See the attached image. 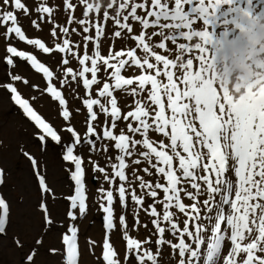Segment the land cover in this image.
I'll list each match as a JSON object with an SVG mask.
<instances>
[{
    "label": "snow or ice",
    "instance_id": "1",
    "mask_svg": "<svg viewBox=\"0 0 264 264\" xmlns=\"http://www.w3.org/2000/svg\"><path fill=\"white\" fill-rule=\"evenodd\" d=\"M80 3L84 5V18H77L75 22L81 26L82 34L94 30L93 35L82 36V55L73 50V42L68 38L56 44L54 49L40 39L28 38L18 17V13L30 15V9L23 0H0V28L3 29L0 38L9 41L18 39L43 53L55 51L78 60L79 71H73L72 67H66L64 71L66 77L82 81L87 90L88 98L83 100V105L89 121L88 136L101 138L91 123L97 120L95 106L110 117L105 121L103 138L113 143L104 150L114 147L119 152L115 155L116 162L111 164V175L105 168L90 162L95 171L104 174L110 185L121 182L115 187L121 206L126 207L130 197L139 206L138 211L143 210L152 218V236L157 238L151 242L152 250L145 248L144 245L150 241L130 237L125 216H119V225L125 230L122 238L126 242V251L123 258H118L108 238L116 229V197L111 188H101L102 202L99 207L105 214L106 229V238L102 243L103 264H164L162 257L169 251L176 256L174 264H200L202 255L203 264H264V88L253 91L251 99L236 104L226 90H221L215 76L218 58L227 55L222 37L230 34L225 31L218 39V22L223 20L224 25L233 24L242 28L243 25L237 24L241 13L258 19L264 17V9L257 12L253 0H103L102 3L80 0ZM243 3L247 7L234 6ZM4 6L8 10H4ZM223 6H228L227 11H222ZM63 7L70 14L67 22L72 23L71 13L76 5L72 0H63ZM35 12L40 14V19L51 21L54 9L47 6L45 0L35 8ZM90 16L100 22H93ZM198 21L202 22L200 30L194 27ZM104 22L115 25L114 37L127 38L132 43L120 50L110 49L107 56L102 55ZM132 22L140 26L139 32H136ZM32 24L39 27L35 20ZM58 31L65 37L70 35L67 27L59 26L51 29V35L57 37ZM154 37L158 39L154 40ZM168 42L175 46L174 50ZM158 50H163L165 54ZM194 50H198L199 54L191 55ZM173 51L174 55L170 58L167 53ZM16 58L27 61L36 72L43 74L49 82L47 93L58 101L64 120H69L71 114L65 98L51 83L53 72L36 56L11 44L0 60H6L8 66L15 67ZM194 60L198 61L195 71ZM61 62L69 65L70 60L63 58ZM102 71L108 79L95 91L96 95L104 98V103L92 97L93 86L101 85L98 74ZM125 72L136 74L126 76ZM11 79L21 81L23 78L12 75ZM23 82L28 83L27 80ZM0 87L11 94L10 99L41 130V142L46 137L56 143L61 142V137L34 111L29 101L22 98L17 87L12 83ZM116 91L133 98L134 106L126 113L118 106L114 95ZM117 121H127L118 133L114 131L118 127ZM66 131L74 140L66 146L63 160L74 166V170L69 171L75 185L74 194L67 197V217L75 221L78 215L83 216L88 210L85 160L75 154L81 136L71 126ZM151 133L159 134L166 140L154 141L150 138ZM84 142L95 150L92 139ZM134 154L143 157L146 162L144 173L159 177L149 181L136 175L133 169L132 175L139 181L142 195H138L135 189L129 191L125 183L128 182L126 169L130 164L139 166L142 163L139 158L129 161L128 158ZM28 158L35 168L36 161L31 156ZM2 183L3 171L0 170ZM39 187L44 193L49 191L42 176L39 177ZM161 194L162 199H157ZM145 197L152 199L146 207ZM41 208L42 218L51 224L46 206L41 205ZM9 213V204L0 196V234L5 233ZM180 214L182 218L178 219ZM139 223L137 212L136 224ZM77 233V228L70 226L62 237L65 264H78ZM167 233H171L178 242L167 238ZM160 248L164 251L161 252ZM224 249L226 251L222 255ZM34 255L32 253L27 257L29 264H32Z\"/></svg>",
    "mask_w": 264,
    "mask_h": 264
},
{
    "label": "rangeland",
    "instance_id": "2",
    "mask_svg": "<svg viewBox=\"0 0 264 264\" xmlns=\"http://www.w3.org/2000/svg\"><path fill=\"white\" fill-rule=\"evenodd\" d=\"M27 7L30 9V15L25 16L18 13L19 24L22 27V31L30 39H40L41 42L49 48L54 49L56 44L62 43L65 37L62 32L58 31L57 37L51 35V29L53 27H67L70 35H74L73 50L83 54V35H93L94 30H90L89 33H81V26L75 21L77 18L83 19L82 7L79 5L78 0H72L73 4L76 5L75 11L71 13L73 22L68 23L69 12L63 7V0H46L47 6L54 9L53 18L49 21L47 18L40 19V14L35 12V8L45 0H23ZM92 2V1H91ZM140 2V0H137ZM83 8V10H82ZM4 10H8L7 6H4ZM108 10V9H105ZM141 10H138L140 12ZM64 13L65 15L61 14ZM111 14V12H110ZM90 20L93 22H100L95 17L90 16ZM35 20L39 27H35L32 21ZM63 23V25H62ZM136 32L141 30L140 26L136 22H132ZM108 24V26L106 25ZM105 37L101 40V54L107 56L109 50H120L128 46L132 42H128L127 38L119 39L114 37L113 29L115 25L111 22H104ZM72 29H76L75 32ZM3 29L0 28V36H2ZM11 46L17 47L18 50L25 51L31 55L36 56L40 63H43L50 71L53 72V80L51 83L62 93L66 101V107L70 112V119L64 120L61 115L63 109L59 105L58 101H55L47 93L48 81L39 75L40 82L37 79H33L29 75L35 74L36 71L31 67L27 61L16 58L14 60L15 67L8 66L6 60H0V85L12 83L19 94L29 101L30 105L35 111L42 115V118L52 125L58 131L61 142L56 143L55 141L45 140L41 142L39 140V134L34 129L33 125L22 117V113L17 110L13 101L10 99L11 94L6 89L0 87V170L3 171V183L0 184V196H2L9 204L10 213L6 230L4 234H0V264H29L27 257L35 253L32 264H65V260L62 257L63 244L62 237L66 233L67 228L75 226L78 230L77 242L79 249V264H96L93 260L97 257V264H103L102 252L99 249V254L93 256L94 251L91 252L88 248V243L93 246L98 242L97 231H105L103 227L102 219H104V213L100 209L99 205L102 202L100 200L101 193L99 189L114 190V196L116 202L114 203V211L122 212L125 216L126 223L128 225V235L132 238H137V231L141 230L142 240H149L150 243L144 245L145 248L152 250V241L157 237L152 236V232L147 234L146 231L150 229L151 217L147 215L143 210H139V206L135 205L131 201L130 197L127 200V206L122 207L118 200V193L115 192V187L119 181L110 185L105 179L104 174L97 172L93 168L95 162L100 167L105 168L106 172L111 175L112 169L111 164L115 161V155L119 154L118 150L114 147L111 153H107L110 159H106L104 153H99L100 149L98 145H104L105 147L112 144L113 142L107 141L103 138V131L105 127V121L109 120L104 113L100 112L99 107L95 106L94 110L97 112V122L93 123L97 133L101 137L97 139L96 136H88L87 127L89 125L87 120V109L83 105V100L87 99L86 91L83 87L82 81L77 82L66 77L64 69L66 67H72L73 71H79L78 60L72 61L71 57L65 53H43L38 48L28 45L18 39H7L0 38V57H4L6 47ZM80 45V48L75 47ZM169 47L175 49V46L168 44ZM92 45H90L91 49ZM161 54H165L163 50H158ZM174 53H167L168 55ZM91 54V51L89 52ZM143 55V53H140ZM41 57V58H40ZM68 58L70 60L69 65H63L62 59ZM23 66L26 73L19 70V67ZM125 74V73H124ZM128 74V73H126ZM12 75H20L23 79L21 81H14L11 79ZM98 79L101 80V85L93 86L92 97L100 99L104 103V98L96 95V88L102 86V83L108 79L107 74L103 71L98 74ZM23 80H27L25 84ZM67 80L65 83L64 81ZM45 81V82H44ZM116 92H114L115 95ZM118 99V106L121 108L123 113L130 110L134 103L132 101H126L128 97L121 95H115ZM44 115V116H43ZM75 117L76 122L71 118ZM127 121H117V125L123 128ZM74 126V130L81 136V143L76 145L75 154L81 156L85 160L86 177L84 178L85 191L87 195V202L95 204L96 198H98L99 209L93 208V206L83 215L79 216L76 222L72 221L67 217V211L69 209V201L67 197L74 194L75 185L71 180L72 164L63 160V155L66 150V146L73 143L72 136L66 131L67 127ZM35 130V131H34ZM119 131H117L118 133ZM153 134V133H151ZM150 134V138L152 139ZM159 135V134H156ZM136 138H140L138 135ZM86 139H92L95 142V150H92V146L85 143ZM139 147V146H138ZM27 153L28 155H25ZM28 156H31L36 161L35 168L32 165L31 160ZM141 159L142 163L140 166L130 164L129 169H126L128 175V182L126 186L129 191L136 190L138 195H142L143 191L138 187L139 181L135 180L132 175L133 169L136 170V175L143 176L146 180L155 181L153 176H148L143 172L146 162L143 157L138 154H134L131 159ZM104 159V160H103ZM92 161V162H90ZM154 171V170H152ZM39 174V175H37ZM43 177L45 184L49 191L44 193L39 187V177ZM187 197L184 198L187 203ZM157 199H162L161 196ZM147 206L148 203H152L150 197H145ZM41 205L46 206L48 210L49 218L52 220L51 224H47L42 218L43 209ZM159 207V205L157 206ZM226 211H227V206ZM159 209V208H158ZM138 212L139 224H136V214ZM115 219L119 216L115 215ZM147 225V229L143 225ZM166 226V225H165ZM154 226H152L153 228ZM97 230V231H96ZM135 233V234H129ZM94 233V235H91ZM100 233V232H99ZM169 239L174 242L177 241L175 237L168 233ZM91 235V236H90ZM117 234H109L114 236ZM91 237V241H89ZM121 240L122 234L117 235ZM139 240V239H138ZM19 241V244L17 243ZM37 241H40L37 243ZM230 243V242H228ZM126 251V242H125ZM206 247V246H205ZM99 248H101L99 246ZM55 250V251H53ZM161 252L164 248L159 249ZM124 251V253H125ZM172 256L173 264L176 260L174 253L169 251L167 255ZM163 256V257H164ZM162 257V258H163ZM165 259V257L163 258ZM204 256L201 257L200 264H203ZM99 262V263H98ZM170 264V263H169Z\"/></svg>",
    "mask_w": 264,
    "mask_h": 264
},
{
    "label": "clouds",
    "instance_id": "3",
    "mask_svg": "<svg viewBox=\"0 0 264 264\" xmlns=\"http://www.w3.org/2000/svg\"><path fill=\"white\" fill-rule=\"evenodd\" d=\"M245 26L248 27L247 23ZM251 34L255 50L248 47H239L235 52L229 50L227 59L219 57L215 66L217 84L236 104L246 95L249 86L255 85L252 89L255 91L264 85V21L253 25Z\"/></svg>",
    "mask_w": 264,
    "mask_h": 264
},
{
    "label": "bare ground",
    "instance_id": "4",
    "mask_svg": "<svg viewBox=\"0 0 264 264\" xmlns=\"http://www.w3.org/2000/svg\"><path fill=\"white\" fill-rule=\"evenodd\" d=\"M97 2V1H96ZM234 6H238V7H247V4L246 3H243V4H237V5H234ZM253 7L256 9V8H260V10H262V9H264V3H261V0H253ZM227 9H228V6H223L222 7V11H227ZM259 10V11H260ZM257 11V10H256ZM258 12V11H257ZM61 14H63V15H65L63 12L61 13ZM240 17V16H239ZM229 19H232V17H228ZM239 19V18H238ZM253 18L251 17V20H252ZM258 19H260V18H258ZM258 19H253L254 21H253V23H256L257 22V20ZM237 24H239V22H237ZM62 25H63V23H62ZM107 26H108V24H106ZM218 27H217V29H216V31H217V38L219 39V38H221V33H223V32H225V31H227V32H229L230 34L228 35V36H226V37H222V39H223V42L225 43V42H227V44L228 43H234L235 41H237V40H239L240 41V39H242V38H244V36H245V34H244V32H240L239 31V28L238 27H236L235 25H233V24H228V25H224L223 24V20H221V21H219L218 22ZM197 30H200V28L202 27V24H201V22L200 21H198L197 22V24L194 26ZM209 30H211V28H209ZM69 38H70V40H73V39H75L74 38V35H69ZM154 40H157L158 38H153ZM195 39V38H194ZM168 44H170V42H168ZM174 46V45H173ZM253 50H255V48H253ZM197 54H199L198 53V50H194V52L191 54V55H197ZM174 55V53H171V54H169V56H170V58L172 57ZM41 58V57H40ZM72 61H74V59H71ZM198 67V61H195L194 60V68H193V71H195L196 70V68ZM257 67H259V65H257ZM19 70H23L25 73H26V70L23 68V66H20L19 67ZM33 71H35V70H33ZM126 73V72H125ZM136 73H134V72H129L128 74H125L126 76H132V75H135ZM39 75L42 77V73H38V72H35V74H33V75H29V76H31L33 79H37V78H39ZM43 78V77H42ZM38 80V82H40V78L39 79H37ZM45 82V81H44ZM255 87V85H252L251 86V89H249V90H252L253 88ZM121 93L122 92H120L119 94L116 92L115 93V95H121ZM123 96H125V97H128L127 99H126V101H129V99H130V101H132V103H133V98L132 97H130V96H127L125 93H123ZM24 98V97H23ZM25 99V98H24ZM247 98H246V95L245 96H243V97H241V100L240 101H242V100H246ZM30 104V103H29ZM15 106H16V108H17V110H19V112H21L22 111V109L20 110V108H19V106L18 105H16L15 104ZM38 115H40V116H42L40 113H38ZM44 116V115H43ZM22 117H24V115L22 116ZM24 119L25 120H27L25 117H24ZM74 122H76V119H75V117H72L71 118ZM109 120H110V117H109ZM28 121V120H27ZM98 120H96V121H93V122H91L92 124L93 123H96ZM28 122H30L31 123V121L29 120ZM46 122H48V121H46ZM88 123H89V121H88ZM32 124V123H31ZM33 125V124H32ZM93 125H95V124H93ZM34 127V126H33ZM73 128H75L74 126H72ZM34 129L36 130V132L39 134V135H42L43 133L40 131V130H37L36 129V127H34ZM34 130V131H35ZM120 130V125H118V127L114 130L115 132H117V131H119ZM56 132H57V134L59 135V133H58V131L56 130ZM151 137H152V140H154V141H159L160 139H165L166 140V138H164V137H162V136H160V135H156V133H153V134H151ZM72 140H74V138L72 137L71 138ZM45 140H48V141H52L49 137H46L45 138ZM108 141V140H107ZM98 148L100 149V151H99V153H104L105 155H102V156H105L106 157V159H107V161H108V159H110L109 157H107L108 156V154L107 153H111V151H112V149L109 147L108 148V150L107 151H105L104 149H105V146L104 145H98ZM104 160V159H103ZM67 163V162H66ZM143 165H145V166H147V164L145 163V164H143ZM140 166V165H139ZM73 169V168H72ZM87 175H86V173H85V177H86ZM153 179H155V180H158L159 179V177H156V176H153ZM126 184H129V182H125ZM206 198V197H205ZM219 199V197H217V200ZM96 202H98V198H96ZM95 202V204H93L92 205V203L90 202H87L86 201V203H87V206H88V209H89V206H90V208L93 206V208H96V209H99V207H98V204ZM158 208H160V206L158 207ZM88 211V210H87ZM115 215H118V216H121V215H123V213L120 211V212H118V211H114V216ZM178 219H180V218H182V214H180V216L179 217H177ZM74 222H76V221H74ZM114 223L116 224V229L115 230H113L110 234L111 235H113V234H117V235H119V234H122L123 235V232L125 231L123 228H121V226L119 225V220L118 219H116V220H114ZM153 226V225H152ZM152 226L150 227V229L149 230H147L146 231V233L147 234H150L151 232L150 231H153L154 230V227L152 228ZM147 229V228H146ZM97 231V230H96ZM100 232V233H99ZM97 231V237H98V242L97 243H95L94 244V246H93V241H92V246H91V244L90 243H88V248H89V250H91V252L92 251H94V253L92 254L93 256H96V255H98L99 254V249L101 250V252H102V243H103V241H104V239L106 238V232L105 231H102V230H100V231ZM142 233V231L141 230H138L137 231V238L139 239V240H142L141 238H142V236H140V234ZM129 234H135V233H130L129 232ZM91 235H94V233H92ZM90 235V236H91ZM117 235H115V237L114 236H110V237H108L109 238V240H110V243H112L113 244V246H114V248H115V250L117 251V253H118V258H123L124 256H125V253H124V251H125V241L124 240H121V239H119L118 237H117ZM169 234L167 233V236H168ZM168 238V237H167ZM176 239V238H175ZM89 241H91V237H89ZM175 242H178V241H175ZM99 246L101 247V248H99ZM78 251H79V249H78ZM224 250H222V255L224 254ZM80 255V254H79ZM62 257L64 258V260H65V254H64V252H62ZM165 257V259H163L164 260V264H169L172 260V256H164ZM163 257V258H164ZM79 258H80V256H78V264H79ZM93 260L95 261V263L97 264V257H94L93 258ZM99 263V262H98Z\"/></svg>",
    "mask_w": 264,
    "mask_h": 264
}]
</instances>
